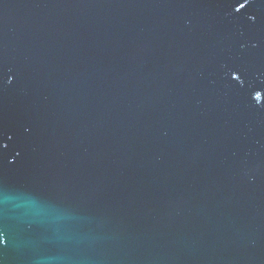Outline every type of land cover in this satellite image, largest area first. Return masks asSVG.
<instances>
[{"label":"water","instance_id":"1","mask_svg":"<svg viewBox=\"0 0 264 264\" xmlns=\"http://www.w3.org/2000/svg\"><path fill=\"white\" fill-rule=\"evenodd\" d=\"M0 264H264V0H0Z\"/></svg>","mask_w":264,"mask_h":264},{"label":"snow or ice","instance_id":"2","mask_svg":"<svg viewBox=\"0 0 264 264\" xmlns=\"http://www.w3.org/2000/svg\"><path fill=\"white\" fill-rule=\"evenodd\" d=\"M241 7H243V5H241Z\"/></svg>","mask_w":264,"mask_h":264}]
</instances>
